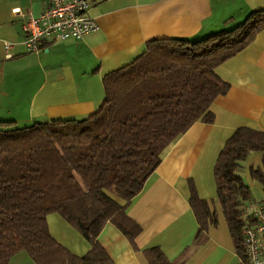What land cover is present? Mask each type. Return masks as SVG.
I'll return each instance as SVG.
<instances>
[{
    "label": "trees",
    "instance_id": "obj_1",
    "mask_svg": "<svg viewBox=\"0 0 264 264\" xmlns=\"http://www.w3.org/2000/svg\"><path fill=\"white\" fill-rule=\"evenodd\" d=\"M245 17L202 39L148 42L130 63L106 73L102 105L86 118L21 127L0 121V264L20 251L35 264H114L96 239L108 221L135 248L141 228L127 207L168 146L193 123L213 121L209 106L228 89L216 67L264 29V9ZM223 145L213 170L215 196L235 254L246 264L243 232L254 217L246 208L252 195L240 169L252 151L262 152L264 164V131L237 128ZM258 174L264 185V173ZM188 198L197 242L216 224V215L193 190ZM50 213L80 231L90 246L84 255L55 241L47 229ZM143 252L149 264H174L156 247Z\"/></svg>",
    "mask_w": 264,
    "mask_h": 264
},
{
    "label": "crops",
    "instance_id": "obj_2",
    "mask_svg": "<svg viewBox=\"0 0 264 264\" xmlns=\"http://www.w3.org/2000/svg\"><path fill=\"white\" fill-rule=\"evenodd\" d=\"M46 2L0 0V121L20 127L82 119L97 111L104 98L106 73L130 63L152 40L202 39L234 27L251 11L264 9V0H89L96 31L79 40L55 41L37 52H25L22 20L11 14L12 9L37 16ZM5 42L12 44L7 50L10 57L5 56ZM215 72L228 89L209 106L213 121H197L180 134L127 207V215L141 228L134 237L135 248L110 221L96 238L114 264H149L143 252L149 247L161 250L174 264L235 260L227 228L226 235H215V226L209 225L205 237L196 242L198 223L188 197L193 190L215 213L213 170L223 144L240 127L264 131V29ZM261 155L252 151L240 169L252 195L246 206L250 213L264 204L258 174L264 173ZM46 222L51 236L70 253L82 256L89 250L84 236L62 216L50 213ZM8 264L35 263L20 251Z\"/></svg>",
    "mask_w": 264,
    "mask_h": 264
},
{
    "label": "built area",
    "instance_id": "obj_3",
    "mask_svg": "<svg viewBox=\"0 0 264 264\" xmlns=\"http://www.w3.org/2000/svg\"><path fill=\"white\" fill-rule=\"evenodd\" d=\"M89 0H47L39 15L34 16L20 8L12 9L15 17L22 20L21 28L25 52H37L49 43L67 39L79 40L98 29L89 15ZM12 46L5 42L7 50ZM254 223L247 222L244 230L243 251L246 264H264V207L253 211Z\"/></svg>",
    "mask_w": 264,
    "mask_h": 264
},
{
    "label": "rangeland",
    "instance_id": "obj_4",
    "mask_svg": "<svg viewBox=\"0 0 264 264\" xmlns=\"http://www.w3.org/2000/svg\"><path fill=\"white\" fill-rule=\"evenodd\" d=\"M254 197V196H253ZM212 208L215 210V213L217 215V222L214 226V230H215V235H226L225 232L227 231V226H226V223L225 222H222L224 221V217H223V214H222V211L220 209V205L218 203V201L215 202V206L212 205ZM228 235V234H227ZM216 237H220V236H216ZM228 237V236H227ZM235 260L234 261H231L226 258L224 259V264H241L239 259L237 258V255H236V258H234Z\"/></svg>",
    "mask_w": 264,
    "mask_h": 264
}]
</instances>
